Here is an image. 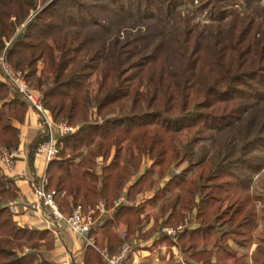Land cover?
Listing matches in <instances>:
<instances>
[{"label": "trees", "instance_id": "1", "mask_svg": "<svg viewBox=\"0 0 264 264\" xmlns=\"http://www.w3.org/2000/svg\"><path fill=\"white\" fill-rule=\"evenodd\" d=\"M242 1L241 12L237 0H0V59L24 73L55 121L78 126L46 171L63 214L81 207L100 219L78 264H108L169 211L165 223L183 230L161 236L187 264H264V198L249 184L264 165V115L255 118L264 106V8ZM184 6L208 21L183 18ZM0 101V149H18L15 121L27 101L5 80ZM200 139L210 145L196 147ZM43 140L31 145V165ZM145 158L152 164L141 172ZM17 197L0 168V264H57L54 232H64L18 225L8 206ZM159 202L142 233L146 208ZM100 203L115 209L111 218H101ZM231 243H257L251 261Z\"/></svg>", "mask_w": 264, "mask_h": 264}, {"label": "crops", "instance_id": "2", "mask_svg": "<svg viewBox=\"0 0 264 264\" xmlns=\"http://www.w3.org/2000/svg\"><path fill=\"white\" fill-rule=\"evenodd\" d=\"M0 80H4V77L1 74ZM27 104L28 108L25 111L23 119L21 121H15V125L20 129V144L17 149L18 155L16 157L15 164L10 168H5L1 164L0 166L3 173L15 182L17 188L18 197L15 201L18 204V210L15 213L14 219L18 225L28 226L31 229L52 230L53 222L48 216V208L40 203L35 192V183L40 181L43 175H46L48 166L46 165L43 156L35 155L33 165H31L29 159L31 145L39 135L43 134V128L40 123L38 111L28 102ZM136 179L137 177H135L130 184L134 183ZM168 179L169 177H166L161 182L160 186L156 187L154 190L139 195L132 205H139L144 201L150 200L160 191L161 188L164 187ZM167 198L168 197L163 200L165 201ZM158 206L159 203L154 207L149 206L146 208V213L150 214L151 218L149 223L143 227L142 233L147 231L154 224V215L159 214L157 211ZM114 211V208L106 210V212L103 214L101 213L100 216L105 219L111 218ZM169 214L170 211L159 220L156 231L148 239L143 238V235L139 236L137 233V237L132 240V244H134L135 247L134 254L129 259L124 261L123 264H162V262L158 261L157 255H159L163 260L166 258L176 260L178 256L180 260H182V257L185 258L181 255L176 246H169V243L161 236L163 234L161 228L163 226H171L165 223ZM143 216L144 214L142 217ZM99 220L96 219L95 225L99 224ZM61 230L64 232L65 236L64 238H60L58 232H54L56 238L55 249L50 252V256L57 264H69L68 251H72L74 257H81L84 255L86 242L80 235L72 234L67 227H62ZM97 236L100 235L97 233ZM160 238L164 240L159 243ZM90 239L91 241L88 243L94 246L95 239ZM231 244L238 250L239 254H248V258L251 261V254L255 251L257 243H253L247 247H240L234 243Z\"/></svg>", "mask_w": 264, "mask_h": 264}, {"label": "built area", "instance_id": "3", "mask_svg": "<svg viewBox=\"0 0 264 264\" xmlns=\"http://www.w3.org/2000/svg\"><path fill=\"white\" fill-rule=\"evenodd\" d=\"M10 64L4 60L0 59V66L2 70V75L4 80L11 85L12 89L19 92L23 99L32 105L38 113L43 115L45 129L42 136L44 140L37 146V155L43 156L46 165L55 160L60 152V138L69 132H74L78 129V126L69 125L66 122H60L58 124L53 122L50 115H46L40 97L35 94V91L30 87L27 82L23 72L10 67ZM36 95V96H35ZM41 118V117H40ZM17 157V150H7L5 148L0 149V164L5 168H10L15 164ZM48 180L46 175L42 176L40 181L35 183V192L39 198L40 203L48 208V216L53 222V229H61L62 227H67L72 232V234L80 235L85 241L90 242L91 239L88 237L91 228L94 226L96 219L93 214L94 211H89L85 213L81 207H77L70 215L63 214L59 206L57 205L53 191L47 189ZM119 202L116 203L118 205ZM9 208L15 214L18 210V204L16 201L8 203ZM96 210L99 213H105L106 208L104 204L100 203ZM183 230L182 225L171 227L163 226L161 231L163 234L175 237L179 232ZM127 233L124 231L123 235ZM134 244H124L120 252L111 257H107L108 264H123L124 261L129 259L134 254ZM182 261V260H181ZM79 264H84L80 262ZM179 264H185L181 262Z\"/></svg>", "mask_w": 264, "mask_h": 264}, {"label": "rangeland", "instance_id": "4", "mask_svg": "<svg viewBox=\"0 0 264 264\" xmlns=\"http://www.w3.org/2000/svg\"><path fill=\"white\" fill-rule=\"evenodd\" d=\"M253 2V3H252ZM41 3V4H40ZM242 3H243V1L242 0H237V3H236V5L238 6V7H240V11L242 12L245 8H247V6H243L242 5ZM40 5H42V2H39V7H40ZM247 5H249V4H247ZM250 8H256V9H258V10H261V8H264V0H260L259 2H254V1H251L250 2ZM255 10V9H254ZM264 12H263V10H261V14H263ZM181 16L183 17V18H189V19H192L193 20V22H197V24L198 25H204L203 23L204 22H206V21H208V15L206 14V13H196L195 11H194V9H192V8H189V9H187L185 6L184 7H182L181 8ZM180 16V17H181ZM263 17H264V15H263ZM199 21V22H198ZM130 29H133L132 27H129ZM10 67H13L12 65H9ZM14 68V67H13ZM41 68H42V64H41ZM0 74H1V72H0ZM2 75V74H1ZM33 89V88H32ZM34 91H35V94L37 95V96H39L40 97V99H41V93L39 92V91H37V90H35V89H33ZM95 91H96V79L95 78H93L92 79V86L90 87V89H89V92H90V94L91 95H93L94 93H95ZM35 95V96H36ZM45 114L46 115H50V117L52 118V116H51V114L47 111H45ZM251 116H254V113H251L250 114ZM262 115H264V106L261 108H258V111H257V116L255 117V118H260ZM39 116L41 117L40 118V123H41V126H42V128H43V131H44V129H45V124H44V119H43V115H41L40 113H39ZM100 119H102L101 117H99ZM53 119V118H52ZM100 119L98 120V121H100ZM53 122L54 123H56V124H58V123H60V122H63V121H55L54 119H53ZM189 135L188 134H186V133H184L182 136H181V139H183L185 142H187L185 139L188 137ZM203 143H206V144H209L210 145V140L209 139H200L197 143H195L196 145V147H198L199 145H202ZM14 150H17V149H14ZM261 156H263V159H264V149L262 150V151H260V153H259ZM17 155H18V152H17ZM35 155H37V153H36V151H35ZM101 163V162H100ZM102 164V163H101ZM152 164V160L151 159H147V158H145V160H144V162L142 163V167H141V172H143V171H145L150 165ZM182 166H180L179 167V169H177V170H183V169H185V168H187L188 166H189V164H188V162H185V163H183V164H181ZM3 166V165H2ZM0 168H1V166H0ZM146 168V169H145ZM251 176V179H250V182H249V184L251 185V187H252V189H253V191H257V192H259L260 193V195L264 198V165H263V167L260 169V171H256V173H254V175L253 174H251L250 175ZM37 183V182H36ZM169 196V195H168ZM168 196H166V197H168ZM231 196H232V194H231ZM10 202H12V201H10ZM161 202H166V200L164 201V200H162ZM159 204H160V202H159ZM158 205V204H157ZM260 209L261 208H264V206H260L259 207ZM180 225V224H179ZM182 225V224H181ZM159 255H157V259H158V261L159 262H162V264L163 263H166V264H179V263H181V262H184L185 264H187L186 262H185V260H184V258L182 257V261L179 259V256L177 257V259L176 260H173L172 258H166V259H161L160 258V256L158 257ZM180 260V261H179Z\"/></svg>", "mask_w": 264, "mask_h": 264}, {"label": "water", "instance_id": "5", "mask_svg": "<svg viewBox=\"0 0 264 264\" xmlns=\"http://www.w3.org/2000/svg\"><path fill=\"white\" fill-rule=\"evenodd\" d=\"M123 203L124 202L122 201V204ZM68 254H69V264H78L76 259H75V257H74V255H73V253H72V251L69 250Z\"/></svg>", "mask_w": 264, "mask_h": 264}]
</instances>
